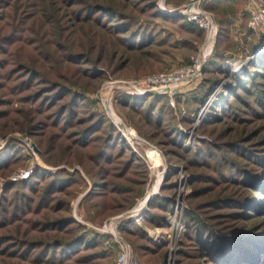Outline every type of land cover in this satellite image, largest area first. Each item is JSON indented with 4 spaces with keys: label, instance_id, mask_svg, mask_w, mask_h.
I'll return each instance as SVG.
<instances>
[{
    "label": "rangeland",
    "instance_id": "rangeland-1",
    "mask_svg": "<svg viewBox=\"0 0 264 264\" xmlns=\"http://www.w3.org/2000/svg\"><path fill=\"white\" fill-rule=\"evenodd\" d=\"M188 1L0 0V264H114L118 237L129 264H264V30L199 0L209 40ZM205 51L175 94L120 85Z\"/></svg>",
    "mask_w": 264,
    "mask_h": 264
},
{
    "label": "built area",
    "instance_id": "built-area-1",
    "mask_svg": "<svg viewBox=\"0 0 264 264\" xmlns=\"http://www.w3.org/2000/svg\"><path fill=\"white\" fill-rule=\"evenodd\" d=\"M252 5L249 10L248 26L252 29L264 30V1L251 0ZM181 14L187 21L194 23L198 28L205 32L209 40L215 37L217 32V22L213 14L202 9L199 0H189L185 4ZM208 51L201 52L191 57L188 64L175 67V69L160 71L144 75L136 80L121 81L120 85L126 87L128 91L133 90L134 93H144L150 91L156 94H175L177 91L187 87L193 83L202 73L203 66L207 60ZM26 144V143H25ZM27 146L31 149V146ZM29 170H17L14 172L10 180L19 181L29 177ZM119 249L114 264H129L130 247L126 240L122 237L116 238Z\"/></svg>",
    "mask_w": 264,
    "mask_h": 264
},
{
    "label": "trees",
    "instance_id": "trees-1",
    "mask_svg": "<svg viewBox=\"0 0 264 264\" xmlns=\"http://www.w3.org/2000/svg\"><path fill=\"white\" fill-rule=\"evenodd\" d=\"M253 65H255V66H257V67H260V68H264V65L261 63V61H260V62L257 61V62H255ZM263 168H264V163L262 164V170H263ZM31 177H32V176H31ZM31 177H30V178H31ZM226 200H227V199H226ZM81 228H82L83 230H85L84 227L81 226ZM88 234H89V232H88V233H85L86 236H85L84 234L81 235V236L83 237V240H86V239H87ZM212 235H213V234H212ZM96 236H97V237H100L99 234H96ZM82 237H81V238H82ZM214 237H215L214 239H216L217 241H218V240H220V241L222 240V241H223V239H220V238H219V235H218V234H216V235L214 234ZM220 237H221V236H220ZM230 238H231V237H229V239H230ZM225 239H227V238H225ZM77 240H79V239H73V240L70 242V245H69V246L73 248V246L77 243ZM226 241H227V240H226ZM223 242H225V241H223ZM221 243H222V242H221ZM227 243H228V244H227V248H225V249L223 250V252H221V254L225 255V257H226V254L229 253L228 249H231V248H232V249H235V250L239 251V250H238L239 247H236L234 244H232V243H230V242H227ZM227 251H228V252H227ZM102 254H103V253H102ZM106 254H108V253H106Z\"/></svg>",
    "mask_w": 264,
    "mask_h": 264
},
{
    "label": "bare ground",
    "instance_id": "bare-ground-1",
    "mask_svg": "<svg viewBox=\"0 0 264 264\" xmlns=\"http://www.w3.org/2000/svg\"><path fill=\"white\" fill-rule=\"evenodd\" d=\"M121 128V127H120ZM154 162H155V166L156 165H158V160H157V158H156V160H154ZM140 210V209H139Z\"/></svg>",
    "mask_w": 264,
    "mask_h": 264
},
{
    "label": "water",
    "instance_id": "water-1",
    "mask_svg": "<svg viewBox=\"0 0 264 264\" xmlns=\"http://www.w3.org/2000/svg\"><path fill=\"white\" fill-rule=\"evenodd\" d=\"M34 150H36L35 147H34Z\"/></svg>",
    "mask_w": 264,
    "mask_h": 264
}]
</instances>
